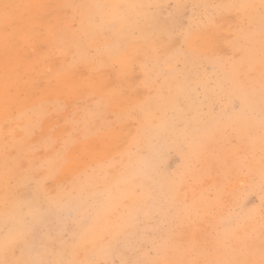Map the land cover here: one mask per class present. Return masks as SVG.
Instances as JSON below:
<instances>
[{"label": "bare ground", "instance_id": "6f19581e", "mask_svg": "<svg viewBox=\"0 0 264 264\" xmlns=\"http://www.w3.org/2000/svg\"><path fill=\"white\" fill-rule=\"evenodd\" d=\"M5 4L11 6L7 15ZM220 50L227 57L225 64L233 65L227 72L229 78L244 83L251 95L263 94L264 80L260 75L255 72L250 76L254 77L251 80L249 75L245 76L248 69L246 73L243 71L245 63L254 71L257 59L264 60L261 0H0V181L5 182V187L0 186V195L25 188L34 200L41 196H35L34 190L47 173L42 172L35 183L30 179L33 168L29 165L33 163L24 164L22 168L13 167L9 161L16 158L10 155L14 152L18 158L22 148L26 150L25 147L38 141L31 137L35 136L32 132L38 130L45 116L46 106L43 105L46 100L73 110L75 103L68 97L84 96L87 92L88 96L81 98L85 112L99 117L103 127L114 122L120 126L106 137L93 138L84 147L86 156L91 158L116 150L120 153L119 167L127 168L130 180L145 181L148 177L138 179L144 174L143 170L146 167L151 170L156 161L165 162L170 154H175L178 139L186 141L198 125H216L222 117L220 110H214L208 102L224 94L227 82L222 81L219 86L217 75L211 69L204 72L206 63L211 60L209 55H217ZM201 53L204 57H197ZM205 53L209 55L206 57ZM180 61L182 64L177 66ZM197 68L202 72L196 74ZM252 98L249 103H241L240 112L235 114L237 120L254 106ZM238 101L227 99L226 106ZM28 105L34 109L31 121L27 119L29 112H23ZM55 124H58L57 118ZM65 132L62 127L60 133ZM248 141L250 143V139ZM6 149H9L7 153ZM1 153L6 156L2 157ZM43 153L38 152L36 158ZM76 169L71 167L69 170ZM122 171L121 168L116 174ZM252 172L259 176L264 173L257 167H252ZM236 178L235 187H240L244 180L237 175ZM152 188L153 197L156 196L153 205L165 208V198H169L167 186L156 184ZM159 191L164 195L157 194ZM138 204L149 206L143 198H139L134 206Z\"/></svg>", "mask_w": 264, "mask_h": 264}, {"label": "rangeland", "instance_id": "374dc122", "mask_svg": "<svg viewBox=\"0 0 264 264\" xmlns=\"http://www.w3.org/2000/svg\"><path fill=\"white\" fill-rule=\"evenodd\" d=\"M224 53L221 50L214 56L205 53L213 61L206 63L204 71L207 73L211 69L217 75L219 86L222 81L227 82L224 94L208 102L214 110H220L222 117L216 125H198L191 131L190 139H178L175 154H170L165 162L156 161L158 163L152 165L155 168L143 170L144 174L138 179L148 177L145 181L130 180L127 168L119 167L120 153L116 150L91 158L86 156L84 147L93 138L106 137L120 126L114 122L103 127L99 117L85 112L81 98L87 97L88 92L84 96L68 97L75 103L73 110L51 100L43 102L45 116L38 130L32 132L35 136L31 137L38 141L29 144L26 150L22 148L18 158L12 152L11 158L16 159L9 162L19 168L33 163L28 165L33 168L30 179L35 183L42 172L47 176L41 177L43 182L34 190L35 196L41 195L36 200L25 188L0 195V264H261L264 261V173L259 176L251 173V169L257 167L264 172V93L251 95L244 83L230 79L227 72L233 65L225 64ZM197 57L204 55L201 53ZM218 58L220 60H215ZM181 64L180 61L177 66ZM244 65V73L248 69L245 76L254 80L250 76L257 72L264 80L261 71L264 60L257 59L254 71L246 63ZM200 70L197 68L196 74L202 72ZM251 97L254 106L237 120L235 114L240 112L241 103H249ZM230 98L239 101L226 106ZM218 104L222 107H217ZM32 110V105L23 110L29 112V121L34 118ZM233 110H237L236 113ZM50 120L52 124L48 125ZM62 127L66 129L63 134L60 133ZM38 152L44 153L36 158ZM68 153L73 156L69 157ZM71 167H76V171L70 172ZM117 168L124 171L116 174ZM236 175L244 180L240 187H235ZM123 184L129 185L130 190ZM156 184L167 186L169 198H165V208L153 205L156 196L153 197L151 189ZM0 186L5 187V182L0 181ZM157 194L164 195L160 191ZM139 198L149 206H134Z\"/></svg>", "mask_w": 264, "mask_h": 264}, {"label": "snow or ice", "instance_id": "6c2138e0", "mask_svg": "<svg viewBox=\"0 0 264 264\" xmlns=\"http://www.w3.org/2000/svg\"><path fill=\"white\" fill-rule=\"evenodd\" d=\"M9 7H11V6L8 5V4H5V5H4V9H5V13H6V15H7V9H8ZM177 7H181V6H180V5H177ZM229 7H231V6H229ZM261 8H264V0H261ZM261 264H264V261H262Z\"/></svg>", "mask_w": 264, "mask_h": 264}]
</instances>
